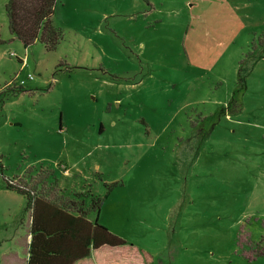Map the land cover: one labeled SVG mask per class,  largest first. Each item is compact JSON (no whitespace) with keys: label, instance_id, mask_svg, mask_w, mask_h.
I'll use <instances>...</instances> for the list:
<instances>
[{"label":"rangeland","instance_id":"1","mask_svg":"<svg viewBox=\"0 0 264 264\" xmlns=\"http://www.w3.org/2000/svg\"><path fill=\"white\" fill-rule=\"evenodd\" d=\"M6 1L0 253L26 234L6 180L48 169L139 249L264 264V0H56L51 51L9 33Z\"/></svg>","mask_w":264,"mask_h":264},{"label":"trees","instance_id":"2","mask_svg":"<svg viewBox=\"0 0 264 264\" xmlns=\"http://www.w3.org/2000/svg\"><path fill=\"white\" fill-rule=\"evenodd\" d=\"M56 0H7L4 11L9 33L25 47L39 42L46 51L56 48L62 31L54 22ZM4 40L0 38V44ZM10 96L25 91L18 85ZM1 101V105H2ZM32 182L19 178L7 179L4 187L23 196L24 213L29 212L30 224L26 264H73L92 252L118 251L126 242L111 233L95 218L87 219L90 212L98 215L101 200L90 195L85 205L80 193H67L56 182L52 170L40 171ZM257 255L264 256V235L258 242Z\"/></svg>","mask_w":264,"mask_h":264},{"label":"crops","instance_id":"3","mask_svg":"<svg viewBox=\"0 0 264 264\" xmlns=\"http://www.w3.org/2000/svg\"><path fill=\"white\" fill-rule=\"evenodd\" d=\"M67 173H69L68 169L63 171L62 175L66 176ZM5 189L8 190L9 192H15L14 190H10L7 188ZM20 196L22 197V203H21V208H22L24 200H23V196L22 195ZM26 214H27L26 222L21 223L23 226L26 227L25 230L26 234L24 235V237H21L19 235L11 237L10 240L11 246H9L7 250L6 248L3 249L4 253L2 254L0 253V259H1L0 264H26V259L28 255V244L30 240V235L28 231L30 224V215L29 212H26ZM95 218H97L98 221V215H96L93 212H90L87 215V219L89 221H93ZM7 220L8 219L2 220V222L5 223ZM101 224L104 225L105 227H108L109 230L114 232L111 228H109V226H107L105 222H102ZM20 230H22L21 227ZM20 230L16 229L17 232H20ZM241 254L243 258L245 259L248 258L247 257L248 255H244L243 253ZM248 259H251V257ZM73 264H176V263H175L174 251L165 250L159 252H154V251L151 252L144 249H139L135 247L133 244H128L126 242V247L123 250L112 251V252L109 250H103L101 252L100 251L92 252L87 257L76 260Z\"/></svg>","mask_w":264,"mask_h":264},{"label":"built area","instance_id":"4","mask_svg":"<svg viewBox=\"0 0 264 264\" xmlns=\"http://www.w3.org/2000/svg\"><path fill=\"white\" fill-rule=\"evenodd\" d=\"M10 56H14V53L13 52H11L10 53ZM19 60H20V63H21V68H20V70H22L23 69V65L25 64V57H23V58H18ZM32 74H30V73H28L27 74V78L28 79H32ZM16 78V77H15ZM24 84V80L23 79H21V80H19V82H18V85H23Z\"/></svg>","mask_w":264,"mask_h":264}]
</instances>
